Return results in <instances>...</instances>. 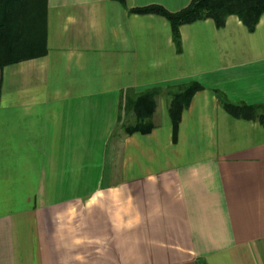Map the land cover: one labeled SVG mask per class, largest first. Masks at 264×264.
Wrapping results in <instances>:
<instances>
[{
	"label": "crops",
	"instance_id": "1",
	"mask_svg": "<svg viewBox=\"0 0 264 264\" xmlns=\"http://www.w3.org/2000/svg\"><path fill=\"white\" fill-rule=\"evenodd\" d=\"M190 0H45L22 60L0 68V264H264V127L214 91L264 104V16L180 26ZM35 45V46H34ZM195 81L175 137L167 99L148 134L120 93Z\"/></svg>",
	"mask_w": 264,
	"mask_h": 264
},
{
	"label": "trees",
	"instance_id": "2",
	"mask_svg": "<svg viewBox=\"0 0 264 264\" xmlns=\"http://www.w3.org/2000/svg\"><path fill=\"white\" fill-rule=\"evenodd\" d=\"M122 4L124 0H119ZM45 0H0V68L14 64L21 58V37L24 31H37L42 27L41 12ZM130 14H155L165 18L171 29L173 44L177 52L181 50L179 28L185 24L211 19L216 28H223L229 16H235L253 32L260 18L264 16V0H190L189 4L177 12H169L157 5L133 8ZM35 46V45H34ZM203 87L195 82L155 87L136 93L125 89L120 93V114H132L135 123L124 127L125 135L148 134L152 130L151 117L155 110V98L163 94L167 99L168 115L173 135L178 128L181 115L197 92ZM214 95L220 106L231 116L257 121L264 127V104L247 106L228 101L220 91Z\"/></svg>",
	"mask_w": 264,
	"mask_h": 264
}]
</instances>
